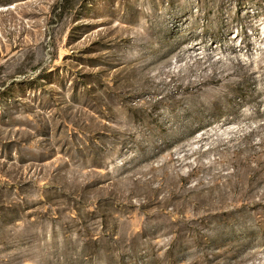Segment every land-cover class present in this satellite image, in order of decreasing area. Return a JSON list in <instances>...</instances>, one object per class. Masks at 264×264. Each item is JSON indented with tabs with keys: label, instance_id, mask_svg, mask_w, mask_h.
I'll return each mask as SVG.
<instances>
[{
	"label": "rangeland",
	"instance_id": "374dc122",
	"mask_svg": "<svg viewBox=\"0 0 264 264\" xmlns=\"http://www.w3.org/2000/svg\"><path fill=\"white\" fill-rule=\"evenodd\" d=\"M0 264H264V0H0Z\"/></svg>",
	"mask_w": 264,
	"mask_h": 264
},
{
	"label": "bare ground",
	"instance_id": "6f19581e",
	"mask_svg": "<svg viewBox=\"0 0 264 264\" xmlns=\"http://www.w3.org/2000/svg\"><path fill=\"white\" fill-rule=\"evenodd\" d=\"M213 74V73H212ZM246 74V73H245ZM220 78V77H219ZM230 78V77H229ZM222 79V78H221ZM207 82V81H206ZM229 85V84H228Z\"/></svg>",
	"mask_w": 264,
	"mask_h": 264
}]
</instances>
